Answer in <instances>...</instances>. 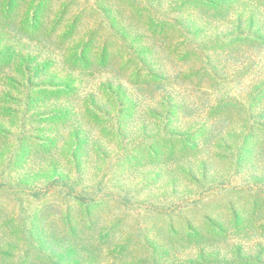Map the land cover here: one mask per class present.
<instances>
[{
  "label": "rangeland",
  "instance_id": "1",
  "mask_svg": "<svg viewBox=\"0 0 264 264\" xmlns=\"http://www.w3.org/2000/svg\"><path fill=\"white\" fill-rule=\"evenodd\" d=\"M257 29L264 0H0V264H264V136L153 156L212 119L201 64L250 101L264 44L209 42Z\"/></svg>",
  "mask_w": 264,
  "mask_h": 264
},
{
  "label": "trees",
  "instance_id": "2",
  "mask_svg": "<svg viewBox=\"0 0 264 264\" xmlns=\"http://www.w3.org/2000/svg\"><path fill=\"white\" fill-rule=\"evenodd\" d=\"M261 29H257L255 32H251L252 34H240V32H235L231 34H225L224 36H220L215 38L214 41L209 42L210 43V49H220L221 51H224L227 54H230V50L234 48L235 45L239 42H253L255 45L258 44H264V34L261 35ZM196 33V32H194ZM197 54L193 53L191 58H195ZM246 63L244 65L239 66V69H243L245 67ZM219 68H210L206 64H201L199 68L196 70H191L190 75L195 72L197 75H203L206 77V82L208 84V89L206 90L205 94L210 96L212 99V102L209 104L210 113L213 114L212 119L208 120L205 125H202L197 128H193L189 131V134L187 136H183L181 133L176 134H170L167 137H158L155 140V147L158 146V151L153 156H158L159 152H163V150L166 148L169 153H173L176 149L184 150V148L187 147H194V143L190 142L192 138L199 134V136L209 135L212 134V131L214 132H221L220 138L223 140L226 136L228 138L229 135L232 136V140L227 147L228 154L226 155V158L228 162L231 164H246L248 159L250 158L251 149L253 147V144L251 145V142L256 140L257 143H259L260 139L264 136V115L261 112V115L259 117V121L254 120L252 123H248L246 115H243L240 117V113H249L252 109V105L257 100L263 96L264 94V77L262 78V75L257 78L256 85L252 86L253 89L251 93L249 94V102L247 100H240L237 96H232V94H227V91L220 90L219 85H223L225 83L231 82V78H228V75H231L227 71L223 78L220 79V84H217L212 79V76H217ZM237 72H243V70L235 71ZM234 72V73H235ZM154 79L156 81H161L162 78H158L159 76L153 75ZM236 77V76H234ZM233 77V78H234ZM218 81V80H217ZM58 91V90H57ZM210 92L212 94H210ZM246 116V117H245ZM262 121H261V120ZM237 123H240L238 126ZM161 143V146L158 144ZM179 146V148H177ZM157 148V147H156ZM262 187L260 186V190L258 194L255 195V200L253 203L254 208H257L258 204L261 201H264L263 195L260 194L262 191ZM237 217V216H236ZM239 219H242L239 217Z\"/></svg>",
  "mask_w": 264,
  "mask_h": 264
}]
</instances>
